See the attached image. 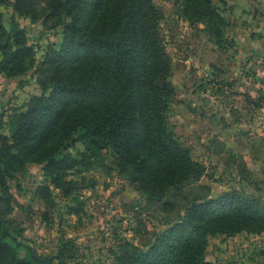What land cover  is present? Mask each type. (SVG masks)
<instances>
[{
  "label": "trees",
  "instance_id": "obj_1",
  "mask_svg": "<svg viewBox=\"0 0 264 264\" xmlns=\"http://www.w3.org/2000/svg\"><path fill=\"white\" fill-rule=\"evenodd\" d=\"M174 3L216 45L223 40L226 19L212 0ZM6 6L46 29L60 27L58 46L37 62L18 22L11 18L9 29L3 24ZM161 18L153 0H0V75L34 69L40 89L7 121L0 115V264H59L30 248L19 255L25 237L12 216L18 202L9 179L29 163L41 165L35 192L48 221L50 186L71 195L77 185L71 171L91 168L107 150L149 203L183 210L147 248L118 243L116 264H214L205 258L210 236L264 234V194L232 189L210 198L197 192L205 188L198 184L205 168L168 121L175 88ZM76 143L82 150L73 154Z\"/></svg>",
  "mask_w": 264,
  "mask_h": 264
},
{
  "label": "rangeland",
  "instance_id": "obj_2",
  "mask_svg": "<svg viewBox=\"0 0 264 264\" xmlns=\"http://www.w3.org/2000/svg\"><path fill=\"white\" fill-rule=\"evenodd\" d=\"M153 2L162 11L160 34L172 59L175 96L168 121L193 160L205 168L198 182L205 188L197 192L210 198L232 189L263 195L264 0H212L226 19L218 45L202 25L180 15L175 0ZM11 18L24 29L37 62L48 48L58 46L60 27L46 29L3 7L7 29ZM35 77L34 69L13 78L0 75L4 121L39 94ZM80 150L78 143L71 148L73 154ZM103 155L91 168L71 171L69 177L77 183L71 195L50 186L54 204L47 210L48 221L42 219L46 208L35 192L43 181L41 165L29 163L9 179L18 202L12 216L25 237L19 240L20 256L30 248L59 264H116L123 239L145 249L155 234L179 219L183 210L162 211L158 203H149L118 172L111 151ZM205 258L214 264H264V234L210 236Z\"/></svg>",
  "mask_w": 264,
  "mask_h": 264
}]
</instances>
